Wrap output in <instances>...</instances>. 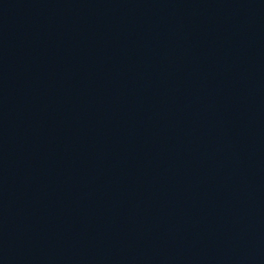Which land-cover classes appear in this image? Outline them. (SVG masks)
<instances>
[{
	"label": "water",
	"instance_id": "water-1",
	"mask_svg": "<svg viewBox=\"0 0 264 264\" xmlns=\"http://www.w3.org/2000/svg\"><path fill=\"white\" fill-rule=\"evenodd\" d=\"M0 264H264V0H0Z\"/></svg>",
	"mask_w": 264,
	"mask_h": 264
}]
</instances>
